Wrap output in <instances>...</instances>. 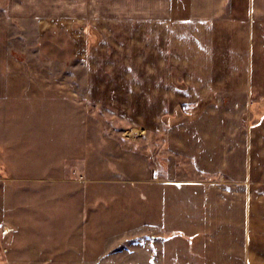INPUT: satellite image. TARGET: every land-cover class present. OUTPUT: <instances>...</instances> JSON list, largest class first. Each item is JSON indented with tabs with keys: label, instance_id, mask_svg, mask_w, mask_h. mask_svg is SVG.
<instances>
[{
	"label": "rangeland",
	"instance_id": "rangeland-1",
	"mask_svg": "<svg viewBox=\"0 0 264 264\" xmlns=\"http://www.w3.org/2000/svg\"><path fill=\"white\" fill-rule=\"evenodd\" d=\"M88 27L99 32V43ZM185 56L193 62L185 64ZM155 57H163L168 64L164 60L161 65L155 64ZM187 69L191 77L197 76L196 71L214 75L213 78L217 75V105H228L229 90L240 93L248 105L262 101L264 0H0V159L7 155L14 159L22 157L27 165L36 162L39 171L35 175L25 173L24 178L14 174L10 184L20 190L19 200L23 202L28 196L22 193L25 189L55 187L61 193L55 200L48 199L46 205H70V186L76 184L64 179L62 173L50 170L48 162L64 164L74 156H87L88 151L87 158L94 154L97 164L102 159V144L107 145L110 133L126 136L143 153L148 151L149 157L153 155L164 163L165 136L157 133L162 128L163 115H153L157 124L151 128L147 122L149 114L143 113L142 128L137 124L135 129L138 111L124 112L125 107L119 109L115 105L117 99L103 103L102 98L95 97L102 93L92 92L90 86L95 76L118 74L121 81L125 76V85L141 84L144 90L150 86L153 73L167 75L169 80L173 74L175 83L168 82L174 88L173 116L174 121H182L185 117L180 111L189 107L187 102L199 101L188 115L195 118L197 109L209 100L182 95L188 93V88L182 86ZM190 80L187 84L192 87ZM157 84L165 86V82ZM189 93L192 94L190 89ZM148 100L151 102L148 97L142 99ZM144 105L142 111L147 113L149 107ZM259 113L264 115L263 111ZM260 114L249 113L242 120L252 127ZM109 125L112 127L107 129ZM11 133L13 141L9 140ZM107 146L113 152L108 162L113 168L103 176L118 178L124 167L119 161L121 151ZM1 161L0 171L6 169V163ZM37 161L44 162L43 166L38 167ZM1 175L7 174L1 171ZM98 176L101 174L95 172ZM78 179L82 186H93L99 193L108 186L92 179L87 183L89 179L84 173ZM114 187L124 186L114 183ZM26 212L37 213L28 217L32 238L55 235L62 240L60 246L71 247L56 251L57 255L85 252L80 242L85 238L83 218L74 228L69 224V219H73L62 216L68 212L64 207L52 212L47 206L39 212L27 208ZM52 213L58 216L50 218ZM42 215L45 225L34 224ZM27 227L20 229L25 231ZM56 227L61 230L56 231ZM2 231L9 233L6 227ZM77 237L80 251H75L74 244L69 242Z\"/></svg>",
	"mask_w": 264,
	"mask_h": 264
},
{
	"label": "crops",
	"instance_id": "crops-1",
	"mask_svg": "<svg viewBox=\"0 0 264 264\" xmlns=\"http://www.w3.org/2000/svg\"><path fill=\"white\" fill-rule=\"evenodd\" d=\"M88 30L91 35L95 32L93 27H88ZM162 58L155 57L153 62L155 60V64L161 65L164 60L168 64ZM193 60L189 56L183 58L187 65ZM186 71L182 86L188 88V93L183 92L182 95L209 100L197 109L195 118L188 115L199 101L187 102L189 107L180 111L186 119L182 121H174L173 116L176 113L174 88L173 84H168L170 80L175 83L173 74L169 80L167 75L153 73L150 86L144 90L141 84L125 85L124 75L121 81L118 74L95 76L90 86L92 92L102 93L95 97L102 98L103 103L107 99H117L115 105L120 106L119 109L125 107L124 112L138 111L133 124L135 129L143 124L140 119L143 113L149 114L148 121L145 120L151 128L157 124L153 115H163L164 122L157 133L165 136L166 146L162 149L166 156L164 163L153 155L149 157L148 151L143 153L138 144L126 136H110V133L107 145L114 146V150L122 154L119 161L124 167L120 170V177L103 176L107 169L113 168L108 164L113 152L103 144L102 159L97 164L93 161L94 154L87 158L88 151L87 156L80 155V159L74 156L64 164L50 161V170L62 173L64 179L76 185L70 186V205H46L48 199H57L56 195L61 191L55 187L25 189L22 193L28 196L21 202L20 190H15L10 184L15 175L24 178L25 173H39L36 162L27 165L22 157L14 159L10 155L0 159L1 163H6V169L1 171L7 174L1 175L0 171V262L264 264V115L259 113L264 112V91L260 92L262 101L248 105L240 93L229 90L228 105H217V75L213 78L214 75L196 71L197 76L191 77L189 69ZM190 79L194 84L192 87L187 84L191 83ZM159 82H165V86L157 84ZM146 97L151 102H143ZM143 103L149 107L147 113L142 111ZM249 113L261 115L255 126L249 127L242 120L245 115L249 117ZM250 118L254 120L252 116ZM137 124L138 127L135 126ZM110 125L107 129L112 127ZM8 136H11L10 141L14 140L13 133ZM37 162L39 167L41 162ZM95 172L101 176L95 177ZM83 173L89 179L87 183L92 179L108 186L101 193L93 186H82L78 175ZM114 183L124 187H114ZM46 206L50 212L62 211L64 207L68 212L62 216L72 218L69 224L74 228L83 218L85 238L80 242L85 246V252L61 257L56 251L71 248L60 246L61 239L55 235L30 236L28 217L37 213L26 212L27 208L39 212L45 211ZM52 214L50 218L58 216L57 213ZM43 217L45 215L33 223L44 226L46 220ZM23 225L28 226L25 231L20 229ZM2 227H9L11 232L4 233ZM55 230L61 229L56 227ZM75 232L79 230L75 229ZM78 240L79 237L69 241L74 244L75 251L81 248ZM82 255L85 257L83 260Z\"/></svg>",
	"mask_w": 264,
	"mask_h": 264
},
{
	"label": "built area",
	"instance_id": "built-area-1",
	"mask_svg": "<svg viewBox=\"0 0 264 264\" xmlns=\"http://www.w3.org/2000/svg\"><path fill=\"white\" fill-rule=\"evenodd\" d=\"M6 229H7V232H11V229L9 228V227H6Z\"/></svg>",
	"mask_w": 264,
	"mask_h": 264
},
{
	"label": "trees",
	"instance_id": "trees-1",
	"mask_svg": "<svg viewBox=\"0 0 264 264\" xmlns=\"http://www.w3.org/2000/svg\"><path fill=\"white\" fill-rule=\"evenodd\" d=\"M95 33V32H94ZM96 35H97V42H99L100 40H99V37H98V34L97 33H95Z\"/></svg>",
	"mask_w": 264,
	"mask_h": 264
}]
</instances>
